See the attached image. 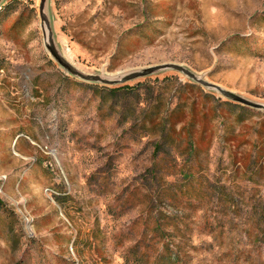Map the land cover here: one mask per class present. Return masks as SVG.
I'll return each instance as SVG.
<instances>
[{
    "label": "rangeland",
    "instance_id": "374dc122",
    "mask_svg": "<svg viewBox=\"0 0 264 264\" xmlns=\"http://www.w3.org/2000/svg\"><path fill=\"white\" fill-rule=\"evenodd\" d=\"M41 3L0 4V264H264V109L171 68L81 79ZM44 14L81 74L178 63L264 105V0Z\"/></svg>",
    "mask_w": 264,
    "mask_h": 264
},
{
    "label": "water",
    "instance_id": "95a60500",
    "mask_svg": "<svg viewBox=\"0 0 264 264\" xmlns=\"http://www.w3.org/2000/svg\"><path fill=\"white\" fill-rule=\"evenodd\" d=\"M46 2L47 0H42L41 6H40V15L42 16V20L44 22V29L46 28L45 31H47V38H48L47 47L49 48L52 55L57 59L58 62H60L65 68H68L73 74L80 77L81 79L83 78L86 81L95 82V83L101 82L104 85L113 87L115 85L127 84L130 80H133V79H139V78H143L144 76H148V74L153 73L154 71L159 70L160 68H171V69H174V70L176 69V70L183 72L188 77L193 78L195 81L199 82L205 87L217 89L222 94V96H225L226 98L232 100L235 103H241V104L249 105L254 108L258 107V108L264 109V105L259 104V103H252L248 101L247 99H245L244 97H242L241 95H237L234 92L226 88H222L221 86L215 83H212L210 81H205L202 78H200L197 74L190 72L188 69H186L185 67H183L182 65L178 63H175V64L170 63V64H164L160 66L147 67L142 71L131 72L129 73V75H126L122 79L109 80L100 75L94 76V75H86L83 73L81 74L77 70L73 69L68 63L63 62L60 53L58 52L56 46L53 43V31L51 29L50 20L48 16L44 14V8H45ZM0 4H1V0H0Z\"/></svg>",
    "mask_w": 264,
    "mask_h": 264
},
{
    "label": "trees",
    "instance_id": "16d2710c",
    "mask_svg": "<svg viewBox=\"0 0 264 264\" xmlns=\"http://www.w3.org/2000/svg\"><path fill=\"white\" fill-rule=\"evenodd\" d=\"M116 88H128V87H127V85L113 86V87H111V90L116 89Z\"/></svg>",
    "mask_w": 264,
    "mask_h": 264
}]
</instances>
